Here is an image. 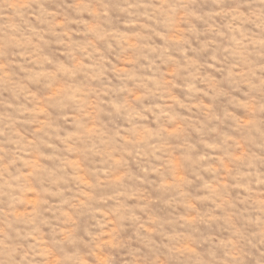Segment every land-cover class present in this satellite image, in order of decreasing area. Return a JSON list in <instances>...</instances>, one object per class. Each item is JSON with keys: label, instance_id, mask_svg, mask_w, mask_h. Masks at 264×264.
<instances>
[{"label": "clouds", "instance_id": "1", "mask_svg": "<svg viewBox=\"0 0 264 264\" xmlns=\"http://www.w3.org/2000/svg\"><path fill=\"white\" fill-rule=\"evenodd\" d=\"M0 264H264V0H0Z\"/></svg>", "mask_w": 264, "mask_h": 264}]
</instances>
